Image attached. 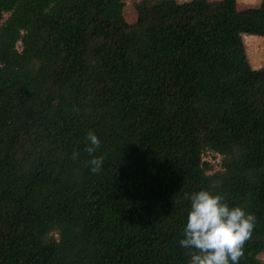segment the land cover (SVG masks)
<instances>
[{"label":"trees","instance_id":"16d2710c","mask_svg":"<svg viewBox=\"0 0 264 264\" xmlns=\"http://www.w3.org/2000/svg\"><path fill=\"white\" fill-rule=\"evenodd\" d=\"M126 1L0 0V264H188L200 189L254 214L263 264L264 0Z\"/></svg>","mask_w":264,"mask_h":264},{"label":"clouds","instance_id":"9594fccd","mask_svg":"<svg viewBox=\"0 0 264 264\" xmlns=\"http://www.w3.org/2000/svg\"><path fill=\"white\" fill-rule=\"evenodd\" d=\"M91 172L99 171L103 156L92 155L101 144L94 131L86 135ZM78 153H72L73 159ZM189 207L179 240L188 250V264H238L243 245L251 235L255 216L239 205H229L219 193L200 189L188 194Z\"/></svg>","mask_w":264,"mask_h":264},{"label":"rangeland","instance_id":"374dc122","mask_svg":"<svg viewBox=\"0 0 264 264\" xmlns=\"http://www.w3.org/2000/svg\"><path fill=\"white\" fill-rule=\"evenodd\" d=\"M135 1L137 0H127L123 8L124 17L129 23L135 21L136 14L133 7V3ZM177 1H184V0H177ZM236 2H237V6H236L237 13L246 14L256 10L260 0H236ZM243 41H244L247 57L252 68L258 72H263L264 37L250 35V37L248 36V38H245V35H243ZM17 47L20 48L19 43H17ZM203 159L208 160L212 164L213 169L218 168L220 158L217 154L207 153L203 157ZM258 257L264 264V250L258 255Z\"/></svg>","mask_w":264,"mask_h":264},{"label":"built area","instance_id":"2783aa9c","mask_svg":"<svg viewBox=\"0 0 264 264\" xmlns=\"http://www.w3.org/2000/svg\"><path fill=\"white\" fill-rule=\"evenodd\" d=\"M218 155V154H217ZM219 156V155H218ZM219 158H220V156H219Z\"/></svg>","mask_w":264,"mask_h":264}]
</instances>
